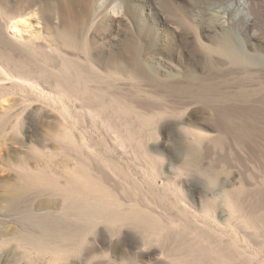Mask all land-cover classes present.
Returning a JSON list of instances; mask_svg holds the SVG:
<instances>
[{
	"label": "rangeland",
	"instance_id": "rangeland-1",
	"mask_svg": "<svg viewBox=\"0 0 264 264\" xmlns=\"http://www.w3.org/2000/svg\"><path fill=\"white\" fill-rule=\"evenodd\" d=\"M244 1L256 2L234 0L229 5L227 0H0V33L14 34L7 25L15 15L37 13L36 16L29 15L28 20L33 27L21 26V37L15 38L12 45H6V50L3 47L5 52L1 49L0 59L10 65L9 69L12 67V73L36 79L46 89L50 83L54 86L57 79L67 84L69 78L75 86L72 87L78 90L71 88V91L79 93L82 90L84 97L87 96L85 100H26L28 92L15 85L12 79L6 77L1 82L0 264H48L47 259L53 250H43L36 242L49 236L33 224L32 217L48 214L50 219H58L64 226L74 221L65 217L66 203L62 196L45 187V183L52 180L65 184L79 176L83 179L87 171L78 163L80 159L74 149L75 144L64 135L65 124L72 125V135L77 142L76 132L79 131L87 138L89 149L99 154L105 164H110L117 182L122 183L125 195L136 201H147L166 212L168 218L165 217L164 223L167 228L159 225V230L165 227L166 233L172 236L163 244L172 249L173 256L175 253L176 257L179 255L180 237L195 243L199 236H207L215 242L221 239L219 231L200 228L199 224L188 221L183 209L171 206L166 198L155 195L146 180L140 181L132 174L135 170L149 174L153 169H161L164 163L178 164L180 161L175 152L187 157L192 153L197 156L198 163L226 177L225 181L232 183L227 188H231L233 194L240 192L251 197L254 193L258 198L264 197V67L216 65L213 62L219 58L227 60L225 54L218 50L222 45L243 44L239 29L244 23L239 19L242 7L238 3L243 5ZM226 19L230 24L227 23L225 28L221 21ZM255 27L251 26V31L247 32L257 31L258 37L252 39L256 42V39L264 38V31ZM87 57L92 59L86 61ZM92 60H96L95 64L99 62L96 64L98 68L94 64L100 69L99 83L93 79L95 67L90 66L94 73L89 74L93 71L85 63ZM76 65L83 69V74ZM15 69H20L21 73H16L18 70ZM189 72L205 78H197ZM85 73L90 75L89 78L93 76V81L85 84L89 79ZM192 83L197 84L191 87L199 88L204 94L195 97L176 90L178 86L185 89ZM62 102L69 108V115L65 118L59 112ZM137 102L148 105L151 111L147 110L145 114L138 112L144 114L142 116L134 112L137 117L125 113V118L121 119L122 115L115 108L119 104L125 107ZM173 106L179 116L186 118L185 123L177 125L178 116H166L168 118L160 120L165 134L154 136L156 124L150 114L173 109ZM106 124L111 127L106 128ZM210 125L219 126L221 130ZM116 129L130 135L127 141L129 153L125 154L130 159L126 164L111 145V134L114 135ZM186 131L201 136L203 145L210 149L197 150L194 137ZM141 138L148 143V148H144L155 163L145 160L141 153ZM219 140V143L215 142ZM166 170L164 172L168 173ZM229 179L231 181L228 182ZM38 188L42 191L33 195V189L36 192ZM183 190L187 193L186 187ZM170 196L175 195L170 193ZM196 202L198 212L203 213L204 202L199 194ZM35 206L38 208L34 209ZM230 221L232 226L225 229L227 233L239 231L232 235L236 239L242 237L238 241L235 239L242 244L238 243V249L229 246L236 257L231 260L234 261L232 264H264V224L257 221L259 225L249 223L246 226L236 217ZM198 231L206 233L203 236ZM232 235L228 237L234 240ZM89 245L92 244L80 245L77 254L70 259L82 262L85 258L98 264L114 259H110L107 250L100 247L102 250L94 252ZM239 245L243 250L246 248L241 255L242 247ZM157 250V253L161 252L156 254L158 257L166 256L165 263H179L171 255L172 259L167 254L163 256L161 247ZM156 255L145 259L146 264H154ZM120 257L114 259L116 263L110 264L136 262Z\"/></svg>",
	"mask_w": 264,
	"mask_h": 264
},
{
	"label": "bare ground",
	"instance_id": "bare-ground-1",
	"mask_svg": "<svg viewBox=\"0 0 264 264\" xmlns=\"http://www.w3.org/2000/svg\"><path fill=\"white\" fill-rule=\"evenodd\" d=\"M233 1L234 0H227L228 4L234 3ZM238 4L240 8L242 7V9H240L242 11V14L239 19L242 20L241 23H244L243 24L244 26L243 25L240 26L242 28V30L241 28L239 29L241 32L238 31V33L240 32L242 34L241 36L244 38V42L243 44L238 43L235 45L233 44L222 45L220 49L218 50L219 52L225 54V56L227 57V60L219 58V59L214 60L213 62L216 65L243 64V65L248 66V64H250V65L264 67V38L256 39V42H255L252 39L255 36L256 38L258 37L257 31L256 33L247 32L250 30L251 26H254V28H256L255 26H257L259 29L262 30V32L264 31V0H256V2H250V3L249 2L247 3L246 1H244L243 5L241 3H238ZM224 7L225 6H223V8ZM226 10L227 9H225V11ZM29 15L30 17L31 15L36 16L37 13L36 14L21 13L19 15H15V17L11 20V23L7 25V28L14 30V34H12V36H9V34L7 33L4 34V32L0 33V53L2 50L4 51L3 47H5V50H6V48H8L6 47V45L7 46L12 45L14 43L15 38L21 37L20 36L21 34L20 31H22L21 26H24V27L26 26L30 28L33 27L32 22L28 20ZM221 22H222L221 25H223V27L225 28L228 24H230V21H228V19L222 20ZM233 22H236V21H233ZM244 30H246V32ZM263 37H264V34H263ZM88 56H90V54H88ZM87 58L89 59V57ZM87 58H86V61H90L92 59L90 58L88 60ZM95 61L96 60L94 61L92 60L91 63H93V65L89 62H85V63H88L89 67L93 66L94 68L96 64L99 63L97 61V63L95 64L94 63ZM8 66L10 65L7 63L5 64V61L3 62V60L0 59V84L3 81V79H5L6 77L12 79L15 85H18L20 89L28 92V94L26 93L27 94V99L25 98L26 100H85V98L87 97L86 95L84 97L85 93L82 92V90H79V93H75L71 91V88L75 86L69 82L71 81V79L69 80V78H68V82L66 80V83L68 85L65 84V82L63 84L62 81L64 80L57 79V81H55L56 84H54L55 87L50 83V80L49 81L47 80L46 82L50 84H49L48 89H46L47 87L43 88L40 82L37 81L36 79L33 80L32 78L21 76L22 74H19L21 73L19 72L20 69H17L18 71L15 69L17 71L16 73L19 74V75H15V73H12V71L10 70L12 67L9 69ZM78 67H79L78 70H81L80 72H82L83 74V71H82L83 69L80 66ZM91 67L90 69L93 72L90 71L89 74H93L94 69H95L96 73L93 74L94 76L93 79L97 80L99 83L98 79L100 78L99 77L100 69H97L98 66H96L97 68L95 67L94 69ZM85 74H86L85 76L88 75V73H85ZM191 74H193V76L197 78H202V77L205 78L204 76H198L195 73H191ZM89 77L90 75H88L87 78ZM91 78L87 80L86 78H84V82L86 80L85 84L87 83V81H90ZM201 81H204V79ZM51 82H53V80ZM43 84L46 86L47 83H43ZM196 84L192 83L191 85H188V87L185 89L181 86H178L176 90L178 89L181 92V94L183 92H186V93H191L194 96L196 95L195 97H199L197 96V94L202 95L204 93L203 91H200L199 88L196 89V88L191 87L192 85L196 86ZM199 84L200 83H198V85ZM201 86L204 87V85H201ZM201 86L200 88L201 90H203ZM72 90H75V89L73 88ZM76 92H78V90ZM134 103L128 104L125 107H122L123 105L119 104V106L115 108L117 110L116 112H120V114L122 115L121 119L123 118V116L125 118V113H128V114L132 113L135 116L136 115L134 114L135 112L139 116H142L147 112V110L151 111V107H149L148 105L144 103L143 104L140 102H137L136 104ZM172 108L173 109L171 108L170 110L166 109L162 112L158 111L154 115L150 114L151 117H153L155 120L156 130H158V131L155 130V132L153 131L154 136H157L159 133H161L162 135L165 132L164 127L160 120L166 116H170V117L178 116L179 121L176 122L177 125L185 123L186 118L183 116H179V112L176 111L177 108H175L174 106ZM137 109L139 111H137ZM59 112L61 116H64V118L67 115H69V108L64 102L61 103V108L59 109ZM113 112H115V110ZM138 112L139 113L144 112V114L140 115ZM138 115H136L135 117H137ZM125 120L126 122H130L128 119H125ZM67 122H69L68 119H67ZM210 126L216 127L218 129L221 128L219 126H213V125H210ZM110 127H111L110 125L106 124V128H110ZM64 129H65L64 135L66 136V138L75 144L74 149H76L77 155L80 159L78 163H80L82 167L87 168V171L84 172L83 179H81V176H79V178H73V179L69 178L70 180L66 181L65 184L60 183V182L56 183L55 180L45 183V187L52 189L51 193L59 194L62 196L63 200L66 203V209L64 210L65 217L71 220H74L73 222L69 221L70 223L68 222V224L64 226L63 222H61L60 220L50 219L49 218L50 215L48 214H42L38 216L37 218L36 217L31 218V221L33 222V224H35L37 227H39L42 230V232H45L49 236L48 238H45V239H39L36 242L40 247L43 248V250L44 249L53 250V254L49 256L50 258L48 257L49 260L47 259L48 264H54V263L56 264L57 263L58 264H98L96 262L92 263L94 261L91 262L87 259L86 261L85 258L82 261L83 263L81 261H80L81 263L77 262L75 261V259H70L71 257H74L77 254L78 247L86 242L92 244L91 246L90 245L89 246L93 249L94 252L97 249H101V248H103V250L104 249L107 250L109 252L110 259L112 257H114V259L116 257L119 258L120 256H123L122 258L128 257L130 259H134L136 262H133V260L129 261L131 264H138V262L139 264H146L147 262L145 261V259L148 258L149 260V258H153L152 256L161 253V252L157 253L158 247H161V250L164 253V254L162 253L163 256L167 254V256L169 257L172 254L171 253L172 249L170 248L171 250H169V248L168 247L166 248V246L163 244L166 240L172 238V236L170 234H167L164 229L165 227L167 228V225L164 223L166 222L164 221L166 219L165 217L168 218V215L166 214V212L158 209V207H156L155 205L146 203L147 201L146 202L136 201L132 199L131 197L125 195L123 193L124 188L122 187V183L120 182L121 183L120 185L119 182H117L116 180L117 177L115 178L116 173H114V171L110 169L111 166L109 162H108L109 164L108 166L107 164L104 163V160L100 158L99 154L89 149L90 147L87 143V138L85 137V135L82 132L77 131L76 132L77 138H78V142H77L75 136L72 135V125L70 123L65 124ZM225 131L226 130H224V132ZM114 132H115L114 135L111 134V138L113 139V142H112L113 144L111 145L113 147V150H116L119 153V159L124 164H126V161L129 162V159H130L128 155H125L129 153L128 148H127L128 147L127 141L130 140V135H127L123 133V131L121 132V130L119 131L117 129ZM186 132L190 134V131H186ZM191 136L194 137L192 139H193L194 146L197 150L208 151V149H210L208 148L209 146H204L205 144L203 145L204 142L202 143L201 136H199L198 134H192ZM215 142L219 143L220 140L215 141ZM139 144H140V149L142 148L141 153L143 154L145 160L147 159L148 161L150 160L151 163L153 162L155 163L151 155H149L148 151H146V149L144 148V146L148 148L147 147L148 143L146 142V140L144 138L143 139L141 138L139 141ZM209 151L211 152V150ZM191 154L189 155V158L193 159L197 164H200L198 163L197 156L193 154L191 155ZM171 164L173 163L164 164L163 167H166L167 170L163 167L161 168V169H164V171L165 170L168 171V173L164 172L160 168L157 169L155 165L153 164L154 165L153 167H155L156 169H153V172L149 171V174H147L148 172L146 173L142 170H141L142 173L138 172L139 170H135L132 174L136 175V178H139L140 181L144 182V180H146L148 183L147 185L151 187L152 192H154L155 195H158L161 198L163 197L166 198L167 201L170 202V205L172 204L171 206L176 205L177 207H179V209L180 208L183 209L185 213L184 216H187L188 221L199 224V226H201L200 228L207 227L208 229L213 228L216 231L218 230L219 237L221 238L220 241H218L217 239V241L215 240L214 242L213 240V242H211L212 240L210 241V239L205 235L206 238L199 236V239L196 238L197 242L190 243L188 242L186 238L185 240L183 237H180V241L177 246V249H178L177 251H179L178 253L179 255L178 257H176L177 253H175V251L173 250V254L175 253L176 255L174 254L175 256L173 255L171 256L175 257L176 258L175 260L179 262L180 264H232V262L234 261L231 262V260L232 259L235 260L236 257L233 255L234 253L233 254L231 253L232 251L231 248L234 249L233 246L234 247L236 246L235 249H238L237 245L238 243L240 244V242L237 243L236 240L239 239V237L241 236L237 235L239 237L236 239L235 236H233L232 234H237L239 231L237 233L232 232L231 234L230 233L231 230H230L229 231L230 235H232L234 240L235 239L236 240L234 241L232 240V237L230 238L228 237L230 235L227 233L228 231L226 230L230 229L228 227L231 225L230 220L231 218L236 217L237 219L239 218L241 221L243 220L244 222L242 223L243 224L246 223L245 224L246 226L249 225V223H253V224L256 223V225L257 224L259 225L260 223L263 225L264 224V197L261 198V196L259 195L260 197L258 198V196H256V194L254 193H251V197H250V196H246L245 195L246 193L242 195L240 192H239L240 195L239 194L235 195V193L234 194L232 193L231 188L230 189L227 188V186H229L231 182L228 184L227 181H224L225 183L224 191L227 193V200L224 203L223 207L218 208L214 202L209 203L202 196L201 189H199L195 184H190L183 180L178 181L177 182L178 184H176L175 181L170 177L171 175L170 165ZM229 181L231 180L229 179L228 182ZM179 185L181 186V188ZM184 187H186L187 193L184 192L183 190ZM38 189H37L38 191L36 192H34V189H33V192L31 193L35 195V193L42 191L40 190V188ZM233 190L234 192L235 191L237 192L235 188ZM243 192L245 191H242V193ZM170 193L171 195L172 194L175 195L173 196L174 198L170 196ZM198 194L201 196L202 202H204V204L202 203V206L204 207L203 213L198 212L199 210H197V207H196V204H197L196 197ZM252 194H254V196H252ZM247 195H249V192ZM37 208L38 207L35 206L34 209H37ZM169 219H167V222L170 223L171 221ZM188 221L186 222L188 223ZM186 224H183V225H186ZM99 225H105L106 227L101 228L99 227ZM159 225L165 226L164 228H162L164 231H162V229L159 230ZM163 226H160V228ZM129 229L137 230L138 232L140 231L141 233L139 232V234H135L133 231H129ZM184 229H187V228H184ZM198 232L202 234L201 231H198ZM205 233L206 232H203L202 235L204 236ZM198 235L199 234L197 233L196 237H198ZM229 246H231V248ZM166 250H168L169 252ZM239 250L241 249L239 248ZM245 250H243V247H242V250L239 251L240 255H241V252L243 251L244 253ZM87 253L90 255L89 252H86V254ZM114 259L112 261H114ZM164 259L166 260V256L163 258H161V256L160 257L157 256L154 264H162L163 262L165 263L166 261H164ZM107 261H106V264H110V262L116 263L115 261L114 262L112 261L107 262ZM125 262L126 261H124V263ZM173 262H175L174 258H173ZM169 263L170 261L168 262V264ZM242 263H245V262H242ZM101 264H103V261Z\"/></svg>",
	"mask_w": 264,
	"mask_h": 264
},
{
	"label": "clouds",
	"instance_id": "clouds-1",
	"mask_svg": "<svg viewBox=\"0 0 264 264\" xmlns=\"http://www.w3.org/2000/svg\"><path fill=\"white\" fill-rule=\"evenodd\" d=\"M175 119L173 118V120ZM169 146L173 149L171 145ZM173 151L175 152L174 149ZM175 154L180 161L178 164L170 165L171 177L175 183L178 184V181L183 180L190 184H195L201 189L202 196L209 203L214 202L218 208L223 207L227 200V193L224 191V181L227 178L214 170L208 169L205 165L197 164L183 153L175 152Z\"/></svg>",
	"mask_w": 264,
	"mask_h": 264
}]
</instances>
